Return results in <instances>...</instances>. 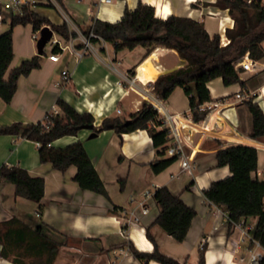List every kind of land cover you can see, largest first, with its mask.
<instances>
[{"label": "crops", "instance_id": "obj_1", "mask_svg": "<svg viewBox=\"0 0 264 264\" xmlns=\"http://www.w3.org/2000/svg\"><path fill=\"white\" fill-rule=\"evenodd\" d=\"M62 2L60 8L40 5L34 11L54 25L65 23V14L73 22V25L68 26L70 31L78 29L82 33L91 30L95 21L102 24L118 22L126 10L136 9L140 3L154 7L156 17L162 20L177 16L203 22L209 35L212 38L219 35L221 42L229 41L226 30L235 27L228 10L215 6L217 0H114L111 4L102 3L101 0ZM50 8L57 12L53 20ZM37 9L43 11V15ZM4 33L0 32V35ZM35 34L33 32L31 35L29 46L22 49L15 44L13 36L14 59L6 78L23 60L39 56ZM59 41L62 52L59 53L58 62L50 61L44 50V55L40 56L41 68L19 78L11 102L6 103L0 98V127L42 122L48 113L58 111L59 99L80 113H91L95 118V126H100L106 119L129 118L145 102L149 103L147 93L158 98L154 83L159 76L186 64L176 50L160 46L144 58L146 49L138 47L139 51L138 48L128 50V66L122 70L119 65L123 64V60L121 62L118 58L113 45L104 40L94 43L97 53L86 52L77 63L73 51L84 50L79 36L71 37L68 42L61 38ZM132 69L133 73L130 72ZM64 70L70 74V83L67 85L60 84ZM246 74L247 77L255 75L246 82L247 94L258 96L256 101L262 105L264 60L255 62V71ZM129 78H136V85L132 86L127 81ZM208 87L213 101L207 104H218L235 127V131H227V135L237 137L242 142L250 140L255 143L258 170L254 176L263 179L264 142L250 137L253 130L252 116L245 102L236 99L238 93H243L240 84L226 87L222 79H216ZM179 90L177 88L167 101H160L169 110L190 112L188 97L182 88ZM92 134V130L83 129L77 136L60 138L53 145L64 148L81 141L110 200L81 189L74 181L76 167H70L63 173L50 163H41L35 142L19 136L1 135L0 168L4 165L21 167L32 177L44 178L45 195L42 201L44 210L40 216L36 203L17 197L15 186L1 180L0 225L16 219L33 231L39 230L45 239L58 245L54 264H143L131 254L128 245L133 244L141 252H153L155 245L148 239L146 232L149 227L160 251L185 264H198L199 252L205 244L206 264L248 263L252 252H264L251 250L247 241L239 245L240 232L233 228L229 234V225L223 213L204 196V191L213 183L232 176L228 167L217 166L218 150L230 146L226 140L196 134L191 138V143L197 148L195 168L191 173L182 171L181 163L176 161L163 172L155 174L152 164L161 156L147 131L119 135L113 129H106L94 138H91ZM165 186L180 195L197 212L183 243H177L159 226L153 225L159 210L153 200L155 190L152 192L151 188ZM146 193H151L152 197L146 199ZM143 205L149 210L147 214L143 213ZM115 207L117 210H114ZM219 208L225 210L224 206ZM257 220V217H250L245 221L255 228ZM12 249L13 252L8 253L9 258H6V249L0 241V264H14L13 258L17 252L15 247ZM31 260L29 258L26 261L30 263ZM145 264L159 263L150 261Z\"/></svg>", "mask_w": 264, "mask_h": 264}, {"label": "trees", "instance_id": "obj_2", "mask_svg": "<svg viewBox=\"0 0 264 264\" xmlns=\"http://www.w3.org/2000/svg\"><path fill=\"white\" fill-rule=\"evenodd\" d=\"M56 1L63 6L62 0ZM215 6L228 10L235 21V27L226 30L229 40L226 46L222 45L219 35L213 38L209 35L203 22L177 16L162 20L156 17L154 7L143 3L134 10H126L121 20L116 23L102 24L95 21L91 30L83 31V34L89 36L94 32L104 41L111 43L116 53L123 50L133 51L138 47L145 48L144 58L160 46L176 50L186 64L159 76L154 83V92L160 100L167 101L177 88H182L188 97L192 117L199 123L205 120L209 113L208 110H201V107L213 101L208 87L210 82L222 79L226 87L240 84L241 91L247 93L246 82L255 75L247 77V71L237 66V63L246 55L254 62L264 60V4L260 1L248 4L244 0H217ZM28 24L33 26L34 33L44 26H49L64 42H68L71 37H77V33L70 31L66 23L54 25L49 19L29 9L24 10L22 16L13 17L11 30L0 35V98L6 103H10L16 93L19 78L41 68V57L34 56L23 60L6 78L14 59L13 29L15 26ZM92 41L99 42L98 39ZM53 52L59 54L62 49L56 45ZM130 72L133 73L134 69ZM257 97L252 96L245 101V105L252 116L251 139L264 142V103L261 105L256 101ZM57 105L58 111L48 113L42 122L26 125L16 123L0 127V136L14 135L40 144V162L50 163L60 172L64 173L70 167H76L74 181L83 190L110 200L84 144L77 141L64 148H56L53 143L66 136H77L85 127L92 126L93 133L97 135L109 127L119 135L147 131L154 148L161 156V159L152 164L155 174L163 172L177 161L176 156L168 157L166 154L172 139L168 130L161 128L162 121L158 111L148 102L129 118L106 119L100 126H95V118L91 113H80L62 99L57 101ZM216 159L217 166L228 167L232 176L213 183L204 191L205 198L212 204L225 207L230 216L229 234L236 223L257 217L252 235L264 250V178L254 176L258 170L257 148L232 145L218 150ZM1 180L13 184L16 196L36 203L38 214H43L44 178L32 177L21 167L4 165L0 168ZM153 200L159 210L153 225L159 226L177 243H183L197 215L196 210L166 186L155 189ZM114 210H117V207ZM146 232L148 239L155 245L153 252H141L133 244L128 245L131 254L139 262L185 264L160 251L151 233V227L147 228ZM0 237H3L0 241L6 249V258H9L8 253L13 252L12 248H16L14 264H54L58 245L45 239L39 230L33 231L18 220L12 219L0 225ZM250 248L255 249L254 243H250ZM205 254L206 244L199 252L198 264H206ZM29 258H32L30 263L26 261ZM258 264H264V252Z\"/></svg>", "mask_w": 264, "mask_h": 264}, {"label": "built area", "instance_id": "obj_3", "mask_svg": "<svg viewBox=\"0 0 264 264\" xmlns=\"http://www.w3.org/2000/svg\"><path fill=\"white\" fill-rule=\"evenodd\" d=\"M114 0H101L102 3L111 4ZM248 4L254 1H260L264 4V0H244ZM40 5H48V6H55L59 7V4L56 0H0V27L4 26L7 20L12 21L13 17L22 16L24 10L29 9L30 11L35 12V8ZM65 23L70 27L73 25L71 19L64 14ZM49 27V26H48ZM41 31V30H40ZM40 31H38L34 35V39L37 41L39 40ZM80 38L82 42L83 49L82 51H73L77 63L85 56L86 52L97 53V48L94 46L92 39H98L103 41V39L91 32L89 36H85L81 31L75 29L74 31ZM52 44L54 46L58 45L61 46L59 40L55 39V32L51 39ZM49 42V43H50ZM223 46H226L228 42L225 44L221 42ZM49 60L52 62H58L60 59V55L58 53L52 52L48 56ZM237 66L243 67L247 72H254L255 71V62L252 61L248 55H246L243 59H241ZM127 81L130 82L132 86L136 85V78H129ZM70 83V74L68 71L64 70L62 72V82L60 84L67 85ZM148 101L149 103L158 111L159 119L162 121V129H167L169 132V136L172 139L171 145L167 149V156L168 157H177V161L181 163L182 171L191 173L195 168V156L196 150L191 143V138L194 135H199L201 137H215L218 139L226 140L230 146L232 145H245V146H252L255 147V143L250 140L242 142L237 137H229L227 135V131H235V127L229 120L224 116L222 109L219 107L218 104H204L201 107V110L205 111L208 110V116L205 120L197 123L194 121L191 112H177L172 111L166 108L160 99L155 98L153 95L148 94ZM251 98L250 95L247 93H238L236 95V99L240 102H245ZM226 106L227 103H223ZM233 105V104H230ZM228 105V106H230ZM57 112V110L55 111ZM118 113H121L118 110ZM38 148L40 144L36 143ZM256 148V147H255ZM190 150V151H188ZM146 199H150L152 197L151 193L145 194ZM218 211L222 212L224 215L225 221L228 223L230 222L229 213L226 210H222L218 206ZM149 212L148 208L143 205V213L147 214ZM234 228L240 232V240L239 245L244 242L254 243L255 249H259L263 251L259 242L255 241L252 235L253 227L248 225L245 220L236 223ZM263 252H252L248 263H240V264H258Z\"/></svg>", "mask_w": 264, "mask_h": 264}, {"label": "rangeland", "instance_id": "obj_4", "mask_svg": "<svg viewBox=\"0 0 264 264\" xmlns=\"http://www.w3.org/2000/svg\"><path fill=\"white\" fill-rule=\"evenodd\" d=\"M50 9H51V11H50V13H51V15H50L51 19L52 18H56V15H57L56 14L57 13L56 10L54 8H50ZM37 12H39L41 15H43V13H42L43 11H41L40 9H37ZM10 30H11V21L10 20H7L6 24L0 29V32H3V31L4 32H8ZM33 32H34L33 31V26L31 24H28L26 26H24V25L15 26L14 29H13V36H14L15 44L19 48H21V49L28 47L29 46V41L31 39V35H33ZM39 36H40V34H39ZM55 39L56 40H60V37L58 36L57 33H55ZM37 41H35L36 44H37ZM53 48H54V46H53L52 42L48 43L46 45V47H45V55H48L49 56V54L53 51ZM139 49L140 48H138V51H139ZM128 52L129 51L127 50L125 52H122L121 51V52L118 53V58L121 60V62L123 60V64H120L119 65V68L122 69V70H125V68L128 66ZM179 91H181V88H180ZM154 190L155 189L151 188V191L152 192Z\"/></svg>", "mask_w": 264, "mask_h": 264}, {"label": "water", "instance_id": "obj_5", "mask_svg": "<svg viewBox=\"0 0 264 264\" xmlns=\"http://www.w3.org/2000/svg\"><path fill=\"white\" fill-rule=\"evenodd\" d=\"M53 34H54V31L48 26H45V27H43L41 29L40 38L37 41V50H38V55L39 56H43L44 55L45 47L51 41V39L53 37ZM84 129L92 130V126L85 127ZM109 129H112V127H109ZM96 136H97V134L93 133L91 135V138H94Z\"/></svg>", "mask_w": 264, "mask_h": 264}, {"label": "bare ground", "instance_id": "obj_6", "mask_svg": "<svg viewBox=\"0 0 264 264\" xmlns=\"http://www.w3.org/2000/svg\"><path fill=\"white\" fill-rule=\"evenodd\" d=\"M223 43L225 44V43H226V41H223Z\"/></svg>", "mask_w": 264, "mask_h": 264}]
</instances>
